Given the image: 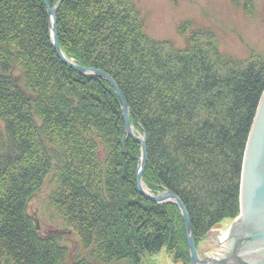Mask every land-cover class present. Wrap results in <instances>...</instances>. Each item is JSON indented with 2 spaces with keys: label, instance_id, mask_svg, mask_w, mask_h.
I'll return each mask as SVG.
<instances>
[{
  "label": "trees",
  "instance_id": "trees-1",
  "mask_svg": "<svg viewBox=\"0 0 264 264\" xmlns=\"http://www.w3.org/2000/svg\"><path fill=\"white\" fill-rule=\"evenodd\" d=\"M48 21L42 0H0V264H144L162 250L189 264L178 209L136 189L140 148L126 137L119 99L60 61ZM56 29L67 57L116 83L130 123L146 133L142 181L181 200L195 246L235 219L264 59L224 55L190 21L178 27L183 47L153 39L136 0H62ZM36 197L42 224L70 235L35 230Z\"/></svg>",
  "mask_w": 264,
  "mask_h": 264
},
{
  "label": "water",
  "instance_id": "water-1",
  "mask_svg": "<svg viewBox=\"0 0 264 264\" xmlns=\"http://www.w3.org/2000/svg\"><path fill=\"white\" fill-rule=\"evenodd\" d=\"M47 16L51 46L68 68L82 76L96 77L106 81L120 101V110L126 137L139 145L135 182L139 195L157 205L175 206L182 218L187 243L189 264H264V90L261 94L244 149L240 186L239 215L225 219L209 230L195 246L192 227L186 208L181 200L161 187L158 193L151 192L142 181L147 163L146 133L136 130L130 123L128 105L114 80L106 73L91 67H83L67 57L58 43L56 14L61 1L51 8L42 0ZM35 230L40 229L38 219L31 218ZM70 233L53 230L45 238H54Z\"/></svg>",
  "mask_w": 264,
  "mask_h": 264
},
{
  "label": "rangeland",
  "instance_id": "rangeland-1",
  "mask_svg": "<svg viewBox=\"0 0 264 264\" xmlns=\"http://www.w3.org/2000/svg\"><path fill=\"white\" fill-rule=\"evenodd\" d=\"M136 2L144 16L146 32L153 39L168 40L178 47H183L184 40L178 34V27L183 22L190 21L193 26L211 30L224 55L240 60L248 59L252 55L264 59V0H251V5L245 9L241 5H236L233 0H136ZM237 2L243 4L241 0ZM39 203L38 197L30 201L28 214L31 218L38 219L40 227L42 225L41 231L46 235L55 229L47 228L40 221L36 210ZM69 239L71 244L75 241L74 236ZM75 251H80L83 257L86 255L82 253L81 248L74 247L73 252ZM147 260L152 264H174L165 250ZM147 260L144 264L148 263Z\"/></svg>",
  "mask_w": 264,
  "mask_h": 264
}]
</instances>
